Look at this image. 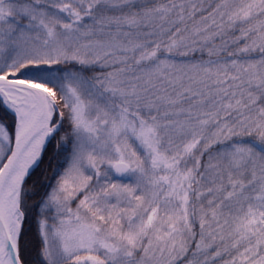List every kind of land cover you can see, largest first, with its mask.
Returning <instances> with one entry per match:
<instances>
[{
	"label": "snow or ice",
	"instance_id": "1",
	"mask_svg": "<svg viewBox=\"0 0 264 264\" xmlns=\"http://www.w3.org/2000/svg\"><path fill=\"white\" fill-rule=\"evenodd\" d=\"M0 264H264V0H0Z\"/></svg>",
	"mask_w": 264,
	"mask_h": 264
}]
</instances>
